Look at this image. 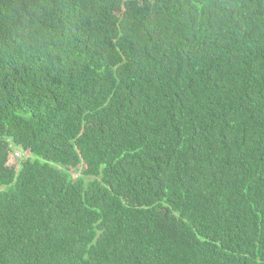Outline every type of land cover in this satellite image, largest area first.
<instances>
[{
    "label": "trees",
    "instance_id": "16d2710c",
    "mask_svg": "<svg viewBox=\"0 0 264 264\" xmlns=\"http://www.w3.org/2000/svg\"><path fill=\"white\" fill-rule=\"evenodd\" d=\"M0 264H264V0H0Z\"/></svg>",
    "mask_w": 264,
    "mask_h": 264
}]
</instances>
